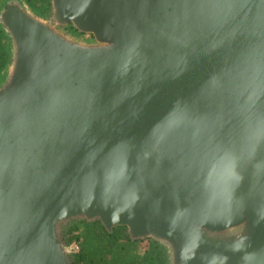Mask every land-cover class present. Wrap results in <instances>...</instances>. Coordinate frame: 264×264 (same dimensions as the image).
Masks as SVG:
<instances>
[{"label": "water", "instance_id": "1", "mask_svg": "<svg viewBox=\"0 0 264 264\" xmlns=\"http://www.w3.org/2000/svg\"><path fill=\"white\" fill-rule=\"evenodd\" d=\"M0 27V264H69L78 218L264 264V0H7Z\"/></svg>", "mask_w": 264, "mask_h": 264}, {"label": "trees", "instance_id": "2", "mask_svg": "<svg viewBox=\"0 0 264 264\" xmlns=\"http://www.w3.org/2000/svg\"><path fill=\"white\" fill-rule=\"evenodd\" d=\"M7 0H0V8ZM31 10L41 17H49L51 0H23ZM68 32L81 35L72 26ZM10 62V40L0 27V80ZM58 234L64 246L76 243L78 252L69 256V264H167L165 249L148 239V245L140 253L141 240H132L127 227H116L112 231L100 222L74 219L58 226Z\"/></svg>", "mask_w": 264, "mask_h": 264}, {"label": "rangeland", "instance_id": "3", "mask_svg": "<svg viewBox=\"0 0 264 264\" xmlns=\"http://www.w3.org/2000/svg\"><path fill=\"white\" fill-rule=\"evenodd\" d=\"M76 36H77V37L84 38V39H91V37L88 36V35H76ZM147 240H148V239L141 240V241H143V242L140 244V250H139L140 253H143L144 250L146 249V247H147V245H148V241H147ZM69 246H72V245H69ZM72 250H73V249H72ZM73 252H75V251H73Z\"/></svg>", "mask_w": 264, "mask_h": 264}, {"label": "built area", "instance_id": "4", "mask_svg": "<svg viewBox=\"0 0 264 264\" xmlns=\"http://www.w3.org/2000/svg\"><path fill=\"white\" fill-rule=\"evenodd\" d=\"M71 247L73 251L78 252V245L76 243H73Z\"/></svg>", "mask_w": 264, "mask_h": 264}, {"label": "flooded vegetation", "instance_id": "5", "mask_svg": "<svg viewBox=\"0 0 264 264\" xmlns=\"http://www.w3.org/2000/svg\"><path fill=\"white\" fill-rule=\"evenodd\" d=\"M64 30H65L67 33H69V32H68L69 28H64ZM75 35H79V34L75 33ZM221 238H224V237L221 236Z\"/></svg>", "mask_w": 264, "mask_h": 264}]
</instances>
